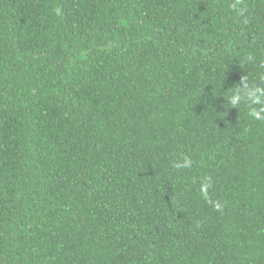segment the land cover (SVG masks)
I'll list each match as a JSON object with an SVG mask.
<instances>
[{
  "label": "trees",
  "instance_id": "1",
  "mask_svg": "<svg viewBox=\"0 0 264 264\" xmlns=\"http://www.w3.org/2000/svg\"><path fill=\"white\" fill-rule=\"evenodd\" d=\"M261 62L264 0H0V264H264Z\"/></svg>",
  "mask_w": 264,
  "mask_h": 264
},
{
  "label": "clouds",
  "instance_id": "2",
  "mask_svg": "<svg viewBox=\"0 0 264 264\" xmlns=\"http://www.w3.org/2000/svg\"><path fill=\"white\" fill-rule=\"evenodd\" d=\"M236 7L235 4L232 5ZM252 57H247L246 61H251ZM260 68H264V62L259 64ZM230 89L228 95L223 96L228 107L239 109L241 106L247 108L248 116L254 120H264V81L253 82L248 79V75L241 77V84L234 85ZM192 161L188 157H184L181 162L175 163V168H190ZM211 187V178L205 177L201 181L200 191L202 195L208 198V189ZM211 203V201H209ZM216 210H221V205L215 203Z\"/></svg>",
  "mask_w": 264,
  "mask_h": 264
}]
</instances>
